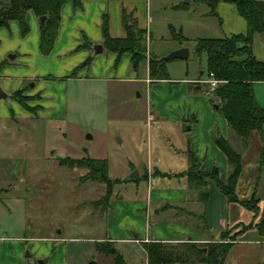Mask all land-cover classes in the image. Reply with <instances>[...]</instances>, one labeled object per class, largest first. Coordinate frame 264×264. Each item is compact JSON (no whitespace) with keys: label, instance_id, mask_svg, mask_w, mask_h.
<instances>
[{"label":"rangeland","instance_id":"obj_1","mask_svg":"<svg viewBox=\"0 0 264 264\" xmlns=\"http://www.w3.org/2000/svg\"><path fill=\"white\" fill-rule=\"evenodd\" d=\"M133 1L140 20L148 26L146 59L151 53L158 58L167 56L180 45L189 50V57L167 61L173 83L151 87L146 59L137 71L127 61L129 54L117 66L114 61H94L85 73L102 79L69 82L63 117L54 106L49 107L52 101L38 114L28 113L12 97L0 101V264H113L115 248L112 254L100 256L98 241L89 239L104 233L105 204L100 200L106 185L86 180L88 169L61 165V158L90 156L108 161L109 176L115 181L110 202L123 196L114 205L112 219L120 231L122 216L127 217L130 229L135 221L133 204L147 197V168L181 172L187 168L189 149H203L211 141L214 126L225 129L226 118L215 108L219 98L212 94L207 53L196 54L197 38L225 36L222 22L213 15L205 16L209 6L198 0ZM174 30L187 40L175 39ZM257 45L264 48V34ZM7 46L5 40L0 50ZM111 55L105 49L99 57L106 60ZM128 75L135 79H119ZM25 102L29 107L28 103L35 105L36 101ZM188 126L191 130H185ZM229 141L242 153L246 168L241 196L251 198V188L259 186L256 196L261 201L257 216L240 207L238 219L258 222L264 218L262 139L254 132L244 141L231 130ZM136 172L140 179H130ZM157 181L176 187L187 184L186 176ZM58 231L63 239H54ZM116 248L129 264H145L144 252L134 244ZM262 258L257 245H238L226 264H263Z\"/></svg>","mask_w":264,"mask_h":264},{"label":"crops","instance_id":"obj_2","mask_svg":"<svg viewBox=\"0 0 264 264\" xmlns=\"http://www.w3.org/2000/svg\"><path fill=\"white\" fill-rule=\"evenodd\" d=\"M124 10L127 13L134 14L138 19L140 28L147 31L148 39V26L140 20L138 7L133 0H83L78 7L74 6L72 0L66 1L61 9V22L58 35L54 47L48 55L41 52L42 25L39 17L33 10H29L26 16L30 28L28 34L22 35L20 24L16 20L10 21L8 26L0 27V47L5 40L9 43L5 51L0 50V88L8 94L7 99L12 97L24 110L32 114L42 113L51 103L48 102L49 104H47V101H52L53 105H49V107L54 106L56 113H58L57 115L63 117L67 108L66 89L69 82H93L102 79V77L85 73V71H88L94 65V61H114V66H117L119 62L123 61L126 54L130 55L127 56V61L128 59L131 60L132 55L130 53H125L120 58L118 64H115L117 54L114 52H112L109 59L105 60L99 57L105 51V36L103 31L105 18L108 21L109 33L112 37L124 38L126 36V30L122 23ZM217 10L223 19L222 32L225 35L224 37L247 31V22L239 15L234 4L232 5V3L222 0ZM209 12L210 7L204 15H208ZM260 35L255 34L254 36L253 50L255 56L264 61V48L257 45ZM13 38L14 42H12ZM97 45H102V52H95V46ZM180 47L182 46L180 45ZM8 53L13 54L8 58L6 57ZM151 55L157 56L152 53ZM88 59H91V64L81 67L76 74H73L75 69L84 64ZM149 59H146V62L148 63L149 76L147 81L150 83V87L157 86L159 83H173L170 78L152 81L149 75ZM119 79L134 80L135 78L133 75H128ZM254 89L259 104L264 107V82L256 83ZM19 90H23V95L29 97L28 99L35 100V105H31L30 102L28 103L29 107H27L18 101L13 95ZM216 98L214 97V99ZM33 108H36V110ZM192 121L198 122V119L193 117ZM185 130H191V126L186 127ZM215 131H219L225 138L230 139L231 128L226 120V127L223 131H220L215 126L213 127L211 141L203 149L192 148L193 150H188L187 161L188 155L192 153L199 170L212 171L217 168L220 179L227 182L230 165L227 155L219 148L213 138ZM260 159V168L263 172L264 141ZM188 168L189 161L187 168L181 172H162L160 170H156V172L153 169L147 168L149 170V178L146 179L148 182V194L146 199L133 204L135 221L134 224H131L130 229L127 227L125 220L127 217L124 215L122 216V223L119 224L121 226L119 227L120 231H117V224L113 223L115 220L112 219L116 214L114 205L118 199L120 201L123 200V196H118L116 199L112 198L110 202V207L103 221V235L89 239H96L97 243L112 242L115 248L113 253L119 252L123 257L125 255L116 247L125 246L128 243L134 244L144 252L145 264H148L145 243L163 242L173 245L203 244L211 241H220L221 235L229 229L237 231L242 229L244 225H248V223H244L238 219L239 208H247L239 203L228 202L226 196L219 190L213 180H209L208 182V201L206 203L201 201L198 198L197 192L190 187L188 176L185 174ZM245 174L246 168L243 165V172L237 185V194L241 200H248V198L241 196V190L247 177ZM140 176L141 174L133 180L140 179ZM184 176H186L187 184H183L181 187L167 186L162 181H157V179H172L173 177L181 179ZM258 180L260 181V177ZM258 187L254 190L251 188V198H257ZM257 199L260 206L261 201L259 198ZM155 209L156 212L154 211ZM258 222L254 220L251 224ZM58 232L59 236L54 239H63L62 231ZM80 238L72 237L71 239ZM244 244L257 245L260 248V255L264 261V238L259 236L255 228L248 230L240 240L234 243L231 250L238 245ZM104 249V246L97 245L96 250L98 251V255L105 256ZM44 263L45 261L41 264Z\"/></svg>","mask_w":264,"mask_h":264},{"label":"trees","instance_id":"obj_3","mask_svg":"<svg viewBox=\"0 0 264 264\" xmlns=\"http://www.w3.org/2000/svg\"><path fill=\"white\" fill-rule=\"evenodd\" d=\"M68 0H8L0 1V27L8 26L10 21L16 20L21 27L22 35L29 33L27 12L33 10L38 17L46 16V22L41 26V52L45 55L51 53L61 22V9ZM75 7L81 5L83 0H72ZM210 7V15L216 16L221 22L223 19L218 13V5L222 0H198ZM235 5L238 13L247 22V31L232 34L224 38H197L196 54L207 53L208 76L218 80L212 89L214 97L219 98L218 110L228 121L231 130L242 140L247 141L252 133L258 132L262 142L264 141V107L256 97L254 86L258 82H264V61L255 56L253 42L255 34H264V2L261 0H226ZM180 5L179 7H182ZM122 23L126 30L124 38H114L109 33L108 21L105 18L103 24L104 46L110 52L117 54L118 64L125 53H130L131 63L135 71L138 70L142 60L147 58V31L140 28L138 19L133 13L122 14ZM174 38L182 43L187 38L181 34ZM157 56H150L149 75L152 81L169 79L167 62H158ZM88 59L84 64L75 69L76 74L81 67L91 64ZM23 90L17 91L13 96L26 105L28 97L23 95ZM213 138L219 148L227 155L230 173L228 181L224 182L219 177L218 169L201 171L197 168V162L192 153L188 155L189 168L185 173L188 176L190 187L194 189L198 198L207 202L209 199L208 182L213 180L219 190L226 196L228 202L239 203L254 212L257 216L260 210L259 200L252 197L241 200L237 194L238 181L243 172L242 153L235 149L229 139L220 134L213 133ZM60 164L69 167L88 169L86 180L105 184L107 192L100 200L105 204L104 213L110 207V196L113 192V181L109 176L108 161L90 156L83 158L64 157ZM255 228L261 238H264V218L256 224L244 225L242 229L232 234V229L221 235L220 241H211L203 244L189 243L173 245L163 242L145 243L148 255V264H226L231 247L240 240L243 235ZM232 234V235H231ZM98 246H104V252L112 254L114 247L112 242H100ZM206 248V251L203 250ZM90 264H100L95 261ZM113 264H128L122 254H114Z\"/></svg>","mask_w":264,"mask_h":264},{"label":"water","instance_id":"obj_4","mask_svg":"<svg viewBox=\"0 0 264 264\" xmlns=\"http://www.w3.org/2000/svg\"><path fill=\"white\" fill-rule=\"evenodd\" d=\"M46 16H41L39 17V20H40V23L41 25H44L45 22H46ZM103 50V47L102 45H97L95 46V52L96 53H99V52H102ZM189 57V50L185 47H182V48H179L173 52H171L169 55L167 56H164V57H161L158 59V62H162V61H169V60H173V59H186ZM8 98V94L5 93V91H3V89L0 88V99H7ZM215 108L218 109L219 108V105L216 104L215 105ZM139 176V173L136 172L134 175H132L130 177V179H136L137 177ZM204 251H206V248H203ZM43 261H41L40 263H42Z\"/></svg>","mask_w":264,"mask_h":264},{"label":"built area","instance_id":"obj_5","mask_svg":"<svg viewBox=\"0 0 264 264\" xmlns=\"http://www.w3.org/2000/svg\"><path fill=\"white\" fill-rule=\"evenodd\" d=\"M210 84H211V87L212 89H214V87L217 85L218 83V80L214 79V78H211V80L209 81Z\"/></svg>","mask_w":264,"mask_h":264}]
</instances>
